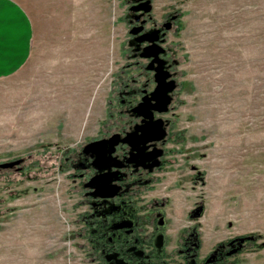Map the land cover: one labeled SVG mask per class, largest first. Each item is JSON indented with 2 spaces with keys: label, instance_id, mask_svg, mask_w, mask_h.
Returning <instances> with one entry per match:
<instances>
[{
  "label": "rangeland",
  "instance_id": "374dc122",
  "mask_svg": "<svg viewBox=\"0 0 264 264\" xmlns=\"http://www.w3.org/2000/svg\"><path fill=\"white\" fill-rule=\"evenodd\" d=\"M16 1L35 35L30 62L0 81V264H103L75 168L127 121L144 21L170 24L178 85L153 196L178 228L199 223L204 255L238 243L223 264H264V0H150L138 18L140 0Z\"/></svg>",
  "mask_w": 264,
  "mask_h": 264
},
{
  "label": "flooded vegetation",
  "instance_id": "af4514ba",
  "mask_svg": "<svg viewBox=\"0 0 264 264\" xmlns=\"http://www.w3.org/2000/svg\"><path fill=\"white\" fill-rule=\"evenodd\" d=\"M140 4L141 2H138L135 6ZM140 15L142 12H134L132 16L138 18ZM147 24L148 21L138 22L137 26L132 29L144 27L143 32L131 35L130 38L135 56L144 59L141 54L150 45V43H138L137 39L146 33L152 34L159 31V44L165 49V53L161 55L164 60V70L170 72V80L176 81L177 89L175 62L169 59V48L164 47L166 27L147 28ZM167 24L169 23L165 25ZM144 60H146V65L143 68L145 72L143 82L126 93L129 99L127 121L115 134L97 139H110L114 135H120L119 144L112 155L114 162L119 164V168H108L98 172L92 166L93 157L82 154V152L80 155L83 156L75 168L80 171V177L89 178L90 181L99 174H112L111 186L117 188L115 196L109 199L94 196V188L89 190L93 208L89 223L92 226L94 244L103 264H114V260L110 262L114 256L120 264H223L226 262L224 257L239 248L238 243L229 247L227 251L213 249L212 252L204 255V241L202 233L199 232V223H193L191 227L178 228L174 225L177 218L168 213L167 200L153 196V192L156 191L153 188L157 185L158 171L163 169L167 163L165 144L168 135V121L164 119L166 113L155 114V119L162 118L165 121L166 137L162 141L148 143L145 150L146 154L159 153V155L156 157L152 155L153 158L146 161V167L128 162L134 152L128 144H123L121 140L133 133L137 126L142 125L143 118L138 116L134 109L145 97H149L157 86L154 70L157 64H154V69L149 70L153 59ZM176 89L170 94L172 102ZM197 210L199 208L190 213V219H198L200 213H196ZM172 232L177 234L175 246L171 245ZM160 243L161 246L158 247Z\"/></svg>",
  "mask_w": 264,
  "mask_h": 264
},
{
  "label": "water",
  "instance_id": "95a60500",
  "mask_svg": "<svg viewBox=\"0 0 264 264\" xmlns=\"http://www.w3.org/2000/svg\"><path fill=\"white\" fill-rule=\"evenodd\" d=\"M141 4L132 8L135 13L142 12L150 14L152 11V3L150 0H140ZM167 29L170 24L165 25ZM144 31V27H140L131 31V35H137ZM159 31L152 34L146 33L137 39L138 43H150L144 49L141 57L144 59H153L149 70L154 69V64H157L155 70L156 88L149 97H145L142 102L134 109L138 116L143 118L142 125L137 126L133 133L128 134L122 141L123 144H128L134 154L128 160L129 163H135L138 166L146 167V161L153 158L154 154H146V146L151 142H159L164 140L167 135L165 121L162 118L155 119V114H165L169 111V106L172 103L171 93L176 89V81L170 80L171 74L164 70V60L161 55L165 53V49L159 44ZM120 135H114L110 139H101L89 143L84 153L91 155L94 159L92 166L101 172L108 168H119V164L114 162L112 155L115 147L119 144ZM156 153L154 156H158ZM153 166V165H152ZM150 166V167H152ZM113 180L112 174H99L91 179L88 187L94 188V196L109 199L113 198L117 192V188L111 186ZM201 208L196 213L201 212ZM254 237L241 239V243L245 240L253 241ZM161 246V243L157 245ZM114 260V264H120L114 256L110 262Z\"/></svg>",
  "mask_w": 264,
  "mask_h": 264
},
{
  "label": "crops",
  "instance_id": "0c3cea01",
  "mask_svg": "<svg viewBox=\"0 0 264 264\" xmlns=\"http://www.w3.org/2000/svg\"><path fill=\"white\" fill-rule=\"evenodd\" d=\"M34 35L26 8L16 0H0V81L12 78L30 62Z\"/></svg>",
  "mask_w": 264,
  "mask_h": 264
}]
</instances>
